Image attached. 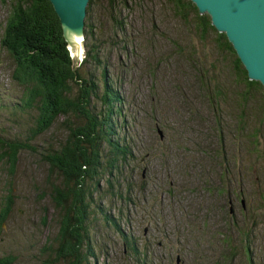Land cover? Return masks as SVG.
Wrapping results in <instances>:
<instances>
[{"label":"rangeland","instance_id":"obj_1","mask_svg":"<svg viewBox=\"0 0 264 264\" xmlns=\"http://www.w3.org/2000/svg\"><path fill=\"white\" fill-rule=\"evenodd\" d=\"M131 1L125 7L118 2L116 12L112 11L125 21L124 30L116 29L108 0H95L91 7L103 61L108 65L107 74L123 98L121 114L116 118V132L131 146L130 156L121 159V172L113 175L109 183L100 181L93 195L95 205L104 207L113 220H109L111 224L106 222L100 207L99 215L96 212L91 215L92 239L98 247L95 250L97 264H144V260L146 264H178L176 256L179 254V264H198L191 242L194 228L183 227V221L192 220V211L197 208L196 201L192 200L196 196L193 192L206 177L202 174L208 168L207 163L212 170L213 162L220 161L208 152L221 151L223 143L215 140L210 110L190 59L200 58L204 67L210 69L214 63L222 69L224 59L213 53L210 35L203 39L191 19L187 22L178 18L164 1ZM8 2L0 0V26L9 13ZM14 69L13 57L0 45V133L26 138L35 125L36 110L20 108L24 87L14 80ZM61 122L38 136L32 145L42 152L43 145L62 138ZM231 131V135L227 129L223 134L225 156L230 158L227 172L240 170L245 179L247 177L244 194L251 201L250 190L255 183H261V178L254 175L249 180L246 167L242 166V170L238 139ZM245 156L248 162L250 155L245 153ZM259 165H263V160ZM55 177L39 152L23 151L12 175L8 166L0 162V206L2 199L10 194L16 197L13 210L0 229V256L13 254L16 264H49L52 255H44L41 249L48 234L58 229L59 213L54 212L51 198L41 201V193L51 195V182ZM214 181L216 188L221 185L216 178ZM117 192L128 194V199L121 198ZM235 192L232 193L234 198ZM179 193L185 202H179ZM220 196L213 193V200L209 201L214 205L215 225L221 222L219 205L227 199ZM237 210L240 213V204ZM180 212L183 219L179 221ZM259 217L261 230L256 244L264 255L262 209ZM120 231L132 235L142 259L132 256ZM165 246L169 247L165 250ZM219 249L217 244L216 250ZM234 254L232 250L225 255ZM91 261V264L96 263L94 258ZM219 261L217 258V264ZM235 264L242 263L237 260Z\"/></svg>","mask_w":264,"mask_h":264},{"label":"trees","instance_id":"obj_2","mask_svg":"<svg viewBox=\"0 0 264 264\" xmlns=\"http://www.w3.org/2000/svg\"><path fill=\"white\" fill-rule=\"evenodd\" d=\"M94 1L89 0L85 19L86 59L79 68L74 69L73 62L69 59L68 43L60 18L50 0H2L3 3H10V9L0 26V45L13 57V78L24 87L20 108L24 111L35 109L36 117L35 125L26 138L21 135L7 137L0 133V162L8 166V172L12 175L20 154L31 150L39 152L50 166L52 177L56 175L51 182V195L41 193V201L46 197L51 198L54 212L59 213L56 219L58 229L54 234H48L41 249L44 255H52L49 258L51 260L48 259L49 264L59 261L62 264H91L92 258L96 260L94 264H97L95 250L98 247L92 239L91 215L95 212L98 214L100 207L106 222L111 224L109 220L112 219L104 207L95 205L93 195L100 181L109 183L113 175L121 172V159L131 154V146L126 138L118 137L119 133L116 132V118L121 114L123 98L107 74V62L103 61L102 44L96 37L91 12ZM108 1L116 29L124 30L125 21L114 16L112 11L116 12L118 2H122L125 7L132 1ZM162 1L178 18L187 22L191 19L203 39L210 35L213 53L224 59L222 69L216 63L212 65V69L204 67L200 58L190 59L204 92L208 111L210 110L208 114L214 123L212 130L215 132V140L223 143L221 151L208 152L212 158L220 159L222 165L219 164L220 161H214L211 170V164L207 163L208 168L204 172H212L217 184H223V187L217 186L213 193L227 198L223 200L225 203H222L221 207L223 224L216 225L215 255L212 256L220 258L219 264H235L237 260L242 264H264V255L256 244L257 235L261 230L260 209L264 211V85L249 78L226 33L218 31L209 14L201 13L192 0ZM181 50L182 47L179 46V51ZM191 53L193 54V51ZM60 120L63 125V137L43 145L44 151L40 152L31 142L48 133ZM230 128L238 139L242 170V166H245L249 180H252L254 175L261 178V183H255V187L250 190L249 197H253L251 201L247 200V194H242L243 198L238 196V200L232 202L233 195L226 191L224 181L227 173L223 170L224 162L221 159L224 157L226 142L223 134L227 129L231 135ZM245 153L250 155L248 162H245ZM236 158L238 159L237 156ZM262 160L263 165L260 167ZM234 162L239 164L238 160ZM216 165L219 168L215 171ZM231 175L232 188L236 186L234 179L237 180V190L245 188L247 177L245 179L243 174L240 176L238 171L235 173L234 170ZM205 179L208 187L212 183L211 178L207 176ZM116 194L128 199V194ZM208 195L205 193L201 196ZM242 199L246 208L241 205ZM2 200L1 230L13 210L16 197L10 194ZM208 204L212 211L213 204ZM237 204H240V213L237 212ZM208 214L209 208L204 213V218L198 219L199 222L205 223L194 228L193 234L209 231L210 227H203L208 224ZM123 232L121 235L127 242L132 256L142 259L132 235L128 236ZM192 242L194 246L195 241ZM162 244L163 242L160 245ZM217 244L220 248L218 251ZM167 247L165 246V250ZM232 250L236 254L225 255ZM175 251L178 252L177 249ZM6 255L0 256V264H16L17 259L13 254ZM177 257L178 255L176 261ZM194 260L200 262V255L195 254ZM45 262L47 263V260ZM143 263L146 264V261ZM212 264H217L216 260Z\"/></svg>","mask_w":264,"mask_h":264},{"label":"water","instance_id":"obj_3","mask_svg":"<svg viewBox=\"0 0 264 264\" xmlns=\"http://www.w3.org/2000/svg\"><path fill=\"white\" fill-rule=\"evenodd\" d=\"M58 14L64 37L74 52L79 45L73 32L85 37L89 0H50ZM212 24L226 33L251 80L264 85V0H192ZM85 44V40H84ZM85 47V45H84Z\"/></svg>","mask_w":264,"mask_h":264},{"label":"flooded vegetation","instance_id":"obj_4","mask_svg":"<svg viewBox=\"0 0 264 264\" xmlns=\"http://www.w3.org/2000/svg\"><path fill=\"white\" fill-rule=\"evenodd\" d=\"M226 155V152L224 151V158H225V161H223V170L224 172H226V180L224 181V184H226V191L228 193H231L232 192H235V198L233 197L232 198V202L233 200H237L236 199V196L238 197H241V195L245 193V188H240L239 190H237V180L234 179V181L236 182V186L234 188L231 187V180H229L230 177H232L231 173H232V170H230L229 172H227L228 170V163L230 158L229 156H225ZM219 164L222 165V162H219ZM221 167V166H220ZM219 168V166L217 165L214 169L215 171ZM223 172V171H222ZM239 175L241 176V172L240 170L238 171ZM202 175H206V178L207 176L211 178V185H208L207 187V184H206V179L202 182L201 185H203V187L200 185V187H196L195 191L193 192V195H196V196H193V199L192 200H195L196 201V205H197V208L196 210L192 211V216H190L192 218V220H186V221H183V227L185 228H189V227H192V228H196V227H199L201 226V223H205L203 221L199 222L198 219H202L204 218V213L207 212L208 208L210 210V214H209V218H208V225H210V228H209V231L203 233V232H196L195 234L192 233L193 235V240L195 241L194 242V246H193V253L194 254H201L200 255V262H197L198 264L200 263H203V264H212L213 261L215 263V260H216V256H212L215 255V249H214V245H215V239H214V234H215V230H216V225H215V218H214V213L215 211H213V207L214 205H212V211H211V208L209 207V204L208 202L210 200H213L212 197H210L209 195H213V192H215V176L214 174L211 172L210 174L208 173H203ZM205 178V177H204ZM240 178V177H239ZM222 187H223V184H221ZM231 187V188H229ZM205 193L209 194L208 196L206 197H203L201 195H204ZM182 194L179 193V202H185L184 201V198L181 197ZM243 198V197H241ZM244 199H242V206L243 208L246 206L245 204V201L243 202ZM228 201H229V197H228ZM231 200H230V203L232 204ZM218 203V202H217ZM222 203H225V201H222ZM222 203L221 205H219L220 209H218V212L219 214L223 215V211H221L223 208L222 207ZM234 204V203H233ZM218 207V208H219ZM234 207V206H233ZM246 208V207H245ZM213 212V213H212ZM217 213V212H216ZM235 215V214H234ZM183 217H182V214L180 212V215H179V221L182 220ZM221 220V219H220ZM219 224H223V222H219ZM225 229V228H224ZM197 234V235H196ZM191 242H192V239H191ZM179 244H180V241H179ZM193 244V242H192ZM199 246H201V248H198ZM180 255V254H179ZM179 255H178V264H179ZM212 256V257H211ZM163 257H167L166 255H163ZM211 257V258H210ZM207 258L205 261H202L203 259Z\"/></svg>","mask_w":264,"mask_h":264},{"label":"clouds","instance_id":"obj_5","mask_svg":"<svg viewBox=\"0 0 264 264\" xmlns=\"http://www.w3.org/2000/svg\"><path fill=\"white\" fill-rule=\"evenodd\" d=\"M73 38L77 45H79V51L74 52L71 46L68 47L69 59L73 62V68H79L83 61L86 59V50L84 47L85 37L82 34L73 32Z\"/></svg>","mask_w":264,"mask_h":264}]
</instances>
